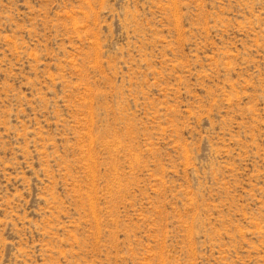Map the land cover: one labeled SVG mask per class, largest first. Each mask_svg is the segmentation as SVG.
<instances>
[{"label":"rangeland","instance_id":"obj_1","mask_svg":"<svg viewBox=\"0 0 264 264\" xmlns=\"http://www.w3.org/2000/svg\"><path fill=\"white\" fill-rule=\"evenodd\" d=\"M0 264H264V0H0Z\"/></svg>","mask_w":264,"mask_h":264}]
</instances>
